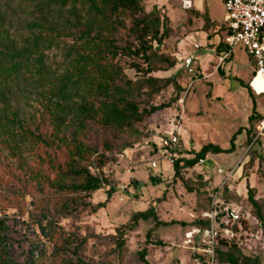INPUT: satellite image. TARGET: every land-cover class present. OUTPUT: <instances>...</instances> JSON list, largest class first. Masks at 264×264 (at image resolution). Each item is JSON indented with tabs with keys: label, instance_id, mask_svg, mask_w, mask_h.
Masks as SVG:
<instances>
[{
	"label": "rangeland",
	"instance_id": "374dc122",
	"mask_svg": "<svg viewBox=\"0 0 264 264\" xmlns=\"http://www.w3.org/2000/svg\"><path fill=\"white\" fill-rule=\"evenodd\" d=\"M190 1L192 9L206 13L216 25V33L201 30V19L193 20L190 32H186V15L185 10L181 9V0H144L146 11H150L153 6H163L165 12H161L169 18L170 26L176 33L175 37L166 41V48L175 54V67L153 76L159 79L177 77V83L182 89L178 102L170 109L150 117L140 136L119 135L95 127L89 130L88 139L98 146L100 153L103 143H108L112 152L104 153L111 160L102 169L91 170L94 175L106 179L109 186L95 191L87 202L92 206L103 202L109 187L115 192L104 209L96 213H92L90 208L81 210L77 216L63 220L60 224L66 233L86 237L87 243L80 256L87 262L140 264L136 253L145 249L148 264H194L193 250L186 245L185 234L194 229L189 224L205 219V214L214 205V214H218L217 217L226 226L223 231L220 230V235L234 239L244 255L257 257L260 264H264L263 236L250 217L249 205L245 201L247 187L256 190V197L264 198V166L261 171L257 170L256 163L246 168L251 157L250 147L251 151L255 149L256 155H264V128L260 123L252 127L254 138L259 141H253L249 148L245 145V132L249 129L248 117L253 111L264 117V96L256 97L251 91L253 98L249 96L247 86L253 76V65L241 46H234L232 54L224 60H221L222 56L215 48L224 42L225 37L227 16L223 1ZM5 2L11 13L3 25L0 23V29H5L8 37L17 44L35 33L50 39L47 31L39 32L29 28L34 22L39 23L42 17L36 14L37 0ZM49 9L52 16L45 25L53 24L60 34L55 36L53 46L42 49V61L49 74L60 77L70 68L71 61L76 57L74 50H81L83 40L75 23L66 20L68 7L59 10L51 5ZM189 59V64H186ZM124 72L129 78L134 77L131 70L125 69ZM254 85L257 88V84ZM38 87L19 86L10 97L8 111L17 113L26 127L37 124L41 133L49 137L51 127L40 120L43 87ZM174 95L173 89L168 88L156 103H165ZM174 127L179 129V136L178 145L172 149L168 138ZM239 129L242 133L235 138L233 152L209 154L193 169L181 172L183 181L173 179L171 161L180 158L177 151H182L181 157L189 159V151H198L208 144L228 149L231 137ZM161 151L165 153L161 155ZM28 152L26 155L22 153L24 164L28 163L32 175L43 176L44 167H35L34 155L26 158ZM1 153L0 220L7 231L9 257L17 264H59L62 259H69L70 254H66L51 260L50 245L43 240L36 225L35 219L43 205L42 199H51L52 196L46 193L36 195L31 188L23 190L21 186L28 181L24 173L15 168L16 159L8 153ZM45 153L42 148L33 152L38 157H43ZM245 174L247 178H244ZM150 176L156 177L159 183L153 185L148 179ZM197 176L206 183L202 189L197 184L200 180ZM132 181L138 185L134 186ZM185 184L190 188L198 187L206 195L212 196L210 207L202 199L188 193ZM224 187L227 195L223 192ZM214 189L216 193H213ZM224 198L226 202H223ZM149 207H154L160 222L175 224L156 227V236L153 235L148 243L146 233L154 226L150 220L139 222L133 230H127L120 263L116 261L112 247L93 239L102 240L114 236L117 229L130 227L132 214ZM242 222L246 223L243 228L240 225ZM213 227L217 228L215 224ZM232 227L237 229L236 234L231 233ZM203 237H206V233ZM155 241L160 244H153ZM199 250L197 248L196 253Z\"/></svg>",
	"mask_w": 264,
	"mask_h": 264
},
{
	"label": "trees",
	"instance_id": "16d2710c",
	"mask_svg": "<svg viewBox=\"0 0 264 264\" xmlns=\"http://www.w3.org/2000/svg\"><path fill=\"white\" fill-rule=\"evenodd\" d=\"M5 1L0 0L2 25L11 13ZM37 1L36 14L42 17L39 23L34 22L29 28L39 32L47 31L50 39L35 33L22 39L21 44H17L8 37L5 29H0V150L16 159L15 168L26 176L28 183L21 186L23 190L31 188L36 195L46 193L52 196L51 199H42L43 205L35 219L43 240L50 245L51 260L70 254L69 259H62L59 264H93L80 256L87 243L86 237L66 233L60 225L63 220L77 216L81 210L90 208L92 213H96L104 209L115 192L109 187L103 202L95 206L87 202L95 191L109 186L106 179L94 175L91 170L102 169L111 160L104 153L112 152L111 146L103 143L100 153L98 146L88 139L89 130L95 127L104 132L140 136L150 117L170 109L178 102L182 89L177 83V77L159 79L153 76L175 67V54L166 48V41L175 37L176 33L170 26L169 18L161 12L163 7L153 6L150 11H146L144 0ZM51 5L59 10L68 7L66 20L75 23L74 26L83 40L81 50H74L76 57L71 61L70 68L60 77L49 74L42 61V49L53 46L55 36L60 34L53 24L45 25L52 16L49 9ZM184 12L186 32H190L191 23L195 19L203 21L201 30L211 34L217 32L216 25L209 20L206 13L194 11L192 8ZM222 44L219 43L215 47L219 53L225 49ZM122 60L124 65L121 64ZM125 69L131 70L134 77L129 78L124 72ZM21 85L24 88H30L32 85L36 89L39 85L43 87L40 120L51 127L49 137L41 133L37 124L26 127L17 113L8 111L10 97ZM168 88L173 89L174 97L158 105L157 99ZM247 89L249 96L253 98L248 86ZM262 121L264 117L254 111L248 117L246 147L249 148L253 141H259L254 138L252 127ZM241 133L242 130L239 129L233 134L229 148L225 150L208 144L198 151H189V159L181 157L182 151H177L180 158L171 163L173 179L183 181L181 172L193 169L209 154L233 152L235 138ZM38 148L47 153L38 157L33 154ZM251 149L252 147L249 148L251 157L246 168L249 169L256 163L257 170L261 171L264 155H256L255 149ZM27 151L29 152L26 158L34 155L35 167H44L43 176L32 175L28 163L24 164L25 157L22 158V153L26 155ZM244 178H247L246 174ZM148 179L153 185L159 183L156 177L150 176ZM132 184L138 185L134 181ZM197 184L202 189L206 183L200 179ZM185 187L188 193L202 199L210 207L212 196L206 195L205 191L198 187ZM216 192L214 189L213 193ZM223 192L227 195L226 187ZM226 201L224 198L223 202ZM245 201L249 205L250 217L264 240V198L256 197V190L247 187ZM212 206L209 210L214 213V205ZM149 220L155 227L146 233V243L151 241L153 235L156 236V227L175 224L160 222L154 207H149L145 211L132 214L130 227L117 229L114 236L102 240L93 239L112 247L116 261L120 263L125 249V232L133 230L139 222L146 223ZM214 224L217 227L215 264H260L259 258L244 255L234 239L220 235V230L226 228L220 218ZM189 225L198 230V233L187 246L193 250V261L203 262V255L196 253V249L205 248V244L201 242L202 233L210 228V223L205 218ZM240 225L243 228L246 223L242 222ZM6 233L3 221L0 220V264H17L9 257ZM231 233L236 234L237 229L232 227ZM153 244L160 243L155 241ZM146 255L145 249L137 251L136 256L140 264H148Z\"/></svg>",
	"mask_w": 264,
	"mask_h": 264
},
{
	"label": "built area",
	"instance_id": "2783aa9c",
	"mask_svg": "<svg viewBox=\"0 0 264 264\" xmlns=\"http://www.w3.org/2000/svg\"><path fill=\"white\" fill-rule=\"evenodd\" d=\"M222 1L227 16V25L223 42L225 49L220 53L221 60L232 54L234 46H241L253 65V76L248 83V87L256 97L264 96V0ZM181 7L184 10L190 9L191 1L182 0ZM255 83L257 88L254 85ZM260 124L264 128V121ZM178 136L179 129L174 127L168 138V144L172 149L178 145ZM160 153L163 155L165 151ZM152 166H155V164H152ZM205 218L209 221L210 228L202 233L201 242L205 244V248L199 250V253L204 257V261L195 260L194 264H215L214 247L216 246L217 233L213 224L216 222V215L210 210L205 214ZM197 233L198 230L193 229L185 234L186 245L191 244L193 236ZM204 233H206V240L203 237Z\"/></svg>",
	"mask_w": 264,
	"mask_h": 264
},
{
	"label": "crops",
	"instance_id": "0c3cea01",
	"mask_svg": "<svg viewBox=\"0 0 264 264\" xmlns=\"http://www.w3.org/2000/svg\"><path fill=\"white\" fill-rule=\"evenodd\" d=\"M182 1V0H181ZM163 7V6H162ZM191 8H193V4H192V2H191ZM181 9H182V7H181ZM182 10H184V9H182ZM194 10V9H193ZM163 11L165 12V10L163 9ZM194 11H197V10H194ZM198 12H200V11H198ZM196 20V19H195Z\"/></svg>",
	"mask_w": 264,
	"mask_h": 264
},
{
	"label": "water",
	"instance_id": "95a60500",
	"mask_svg": "<svg viewBox=\"0 0 264 264\" xmlns=\"http://www.w3.org/2000/svg\"><path fill=\"white\" fill-rule=\"evenodd\" d=\"M190 59L186 62V64H189ZM219 217H216L215 221H217Z\"/></svg>",
	"mask_w": 264,
	"mask_h": 264
}]
</instances>
